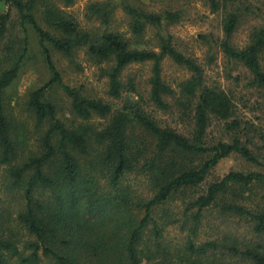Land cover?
I'll return each instance as SVG.
<instances>
[{"label": "trees", "instance_id": "trees-1", "mask_svg": "<svg viewBox=\"0 0 264 264\" xmlns=\"http://www.w3.org/2000/svg\"><path fill=\"white\" fill-rule=\"evenodd\" d=\"M60 1L66 6L74 2ZM204 1L212 12L226 11L219 47L228 62L247 70L245 89H253L258 98L207 85L196 60L175 49L169 37L161 36L158 51L130 48L120 34L81 30L56 1L0 0V165L6 166L10 196L9 202L0 196V264H231L235 258L264 264V244L248 245L246 240H228L230 247L220 249L215 242L196 246L188 240L178 262L162 242L163 229L176 222L186 227L192 220L188 230L194 232L201 213L211 205L246 219L255 234H264V28L251 30L248 44L235 48L231 37L241 9L249 11L251 4ZM122 5L133 18L135 36H141L144 25L161 29L179 18V13H145ZM92 8L107 24L109 11ZM31 38L50 79L28 94L26 107L45 130L36 152L16 163L20 143L4 92L32 52ZM76 48L108 65V95L120 99V107L63 83L52 52L71 60ZM165 58L191 74L179 83L178 97L162 79ZM146 62L152 64L148 102L170 113L173 125H161L139 102L122 98L121 72ZM53 85L62 89L81 123L66 126L57 117L55 104L45 96ZM137 90L129 81L127 91ZM238 103L258 115L259 123L240 117ZM94 118L107 122L94 126ZM215 122L224 137L213 140L209 132ZM232 154L261 170L229 172L210 180L217 164ZM130 176L138 178L134 186ZM186 190L195 195L187 198L184 218L178 219L168 205Z\"/></svg>", "mask_w": 264, "mask_h": 264}, {"label": "rangeland", "instance_id": "rangeland-1", "mask_svg": "<svg viewBox=\"0 0 264 264\" xmlns=\"http://www.w3.org/2000/svg\"><path fill=\"white\" fill-rule=\"evenodd\" d=\"M53 1H56L63 12L72 18L81 30L99 36L105 33L120 34L128 42L130 48L158 51L160 39L169 37L175 49L196 60L203 69L207 85H217L225 90L232 88L241 94H246L251 99L258 98L254 95L253 89L249 91L245 89L249 77L247 70L237 63L228 62L219 47V42L224 35L223 23L226 11L212 12L204 0H74L69 6L64 5L60 0ZM238 1H246L251 4L249 11L241 9L242 13L238 26L231 37V44L235 48L241 49L248 44L251 30L264 28V0ZM123 3L145 13H179V18L173 23L165 24L161 29L144 25L141 36H135L131 30L133 18L122 8ZM92 6H97V8L101 6L109 11L107 24L102 22L100 15L94 11ZM1 9L3 8L0 7ZM5 9L6 7H4ZM15 22L16 20L13 22L15 24L13 25L15 27L14 32L18 36L20 30ZM32 43V52L27 54L17 78L4 92L6 109L13 117L20 143L15 159H13V162L16 161V163L23 162L28 156L36 152L38 140L45 130V125L37 126L35 124L32 114L26 107L28 94L45 86L50 79L33 40ZM52 58L64 84L78 89L83 95L101 98L115 106H121L120 99H113L108 95V78L104 72V69L108 67L106 63L93 60L84 48H76L71 60L57 52H52ZM161 67L162 79L172 90H175L173 95L178 97L179 83L189 78L191 74L185 68L175 64L170 58H165ZM151 70L152 64L150 62L127 66L120 75V81L123 84L122 98L139 102L140 106L147 113L153 115L161 125H173L170 113L157 111L148 102ZM129 81L134 83L135 88L138 89L137 93L127 91ZM45 96L47 100L55 104L57 117L66 126H75L81 123L73 115L70 101L60 87L57 85L48 87ZM166 100L173 101L170 97ZM237 110L238 115L243 119L251 120L254 124L259 123L260 117L244 108L242 103L237 104ZM106 122L107 119L94 118L90 124L100 127ZM223 137L221 124L215 122L209 132V138L216 140ZM5 169V165H0V196L3 198L6 196V201L9 202L7 197L10 196L6 189L8 186L5 185ZM260 170V167L246 162L236 154H232L217 164L209 179L221 178L229 172ZM136 179L138 178L134 176L129 177L133 186L138 182ZM253 193L255 195L260 194V191L252 190ZM194 195V190H186L184 193L174 196L169 202L168 208L177 215L178 219H183L182 214L187 198ZM182 226L181 222H176L163 229L162 242L169 247L176 262H178V257L182 254L188 240H191L196 246L205 242H215L219 249L220 246L230 247L226 242L233 239L237 241V244L238 242L239 244L243 243L245 240L248 241V245L264 244V234H255L252 224L246 219L221 213L220 206L216 205H211L201 213V218L194 232L188 230L194 226L192 220H189L186 227ZM240 248L241 246L238 245L239 250ZM216 255L219 256L220 253L217 252ZM231 264L244 263L235 258L234 263Z\"/></svg>", "mask_w": 264, "mask_h": 264}]
</instances>
